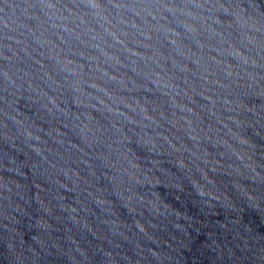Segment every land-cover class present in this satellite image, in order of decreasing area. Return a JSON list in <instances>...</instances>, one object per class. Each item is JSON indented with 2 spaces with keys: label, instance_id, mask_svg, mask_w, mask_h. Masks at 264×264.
Returning <instances> with one entry per match:
<instances>
[{
  "label": "water",
  "instance_id": "95a60500",
  "mask_svg": "<svg viewBox=\"0 0 264 264\" xmlns=\"http://www.w3.org/2000/svg\"><path fill=\"white\" fill-rule=\"evenodd\" d=\"M0 264H264V0H0Z\"/></svg>",
  "mask_w": 264,
  "mask_h": 264
}]
</instances>
